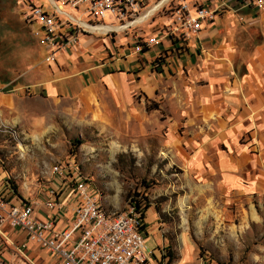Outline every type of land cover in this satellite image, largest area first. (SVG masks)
Listing matches in <instances>:
<instances>
[{
  "label": "rangeland",
  "instance_id": "374dc122",
  "mask_svg": "<svg viewBox=\"0 0 264 264\" xmlns=\"http://www.w3.org/2000/svg\"><path fill=\"white\" fill-rule=\"evenodd\" d=\"M34 1L45 6L44 0ZM24 9L18 0H0V94H12V86L24 82H38L30 94L16 92L14 110L0 108V176L17 194L34 198L47 185L48 167L73 160L99 200L112 202L109 210H124L127 194L148 206L146 234L141 235L158 261L157 252L164 250V264L167 255L169 264L178 262L180 245L181 252L186 248L180 234L186 232L192 244L188 264H264V192L248 177H219L181 162L179 146L186 154L192 151L180 140L185 117L181 107L188 101L183 95L193 84L187 64L207 58L211 51L202 47L201 53L191 52L178 44L173 48L164 40L135 54V45L165 22L164 9L119 32L78 35L76 45L65 53L71 57L63 58L55 71L44 61L39 26L22 22ZM63 12L78 16L67 7ZM81 20L95 23L92 18ZM228 20L224 16L215 25ZM101 23L115 25L108 15ZM232 24V32L241 29L233 37L231 61L240 73L256 35L245 38L243 24ZM224 40L223 34L212 39L213 47ZM121 78L130 86L124 105L116 101L108 80L120 86ZM44 81L53 82V95H48L54 91L52 83L46 82L45 90ZM81 91L86 104L78 102ZM169 141L176 143L170 146ZM3 248L0 252H10Z\"/></svg>",
  "mask_w": 264,
  "mask_h": 264
},
{
  "label": "built area",
  "instance_id": "2783aa9c",
  "mask_svg": "<svg viewBox=\"0 0 264 264\" xmlns=\"http://www.w3.org/2000/svg\"><path fill=\"white\" fill-rule=\"evenodd\" d=\"M18 2L25 8L22 22L39 26L48 64L57 54L73 49L78 35L89 34L87 27L125 30L155 6L139 24L164 9L165 22L135 45V54L164 40L176 44L197 41L202 25L219 13L228 12L239 24L240 10L264 11V0H205L207 5L197 0H44L45 6L34 0ZM145 6L148 8L143 10ZM64 7L78 16L63 12ZM106 15L114 26L101 23ZM82 17L95 23H86ZM112 32L107 29L103 34ZM47 175V185L34 198L17 194L8 180L0 178V240L12 252H25L29 245L49 253L61 264H146L155 254L144 245L138 213L128 202L120 212L103 207L90 180L73 160L53 163ZM37 213L43 217H37ZM68 213L70 218H66ZM17 236H21L20 241ZM163 252H157L162 264Z\"/></svg>",
  "mask_w": 264,
  "mask_h": 264
},
{
  "label": "crops",
  "instance_id": "0c3cea01",
  "mask_svg": "<svg viewBox=\"0 0 264 264\" xmlns=\"http://www.w3.org/2000/svg\"><path fill=\"white\" fill-rule=\"evenodd\" d=\"M197 1L207 5L205 0ZM221 15V13L217 14L213 21L202 25L197 41L192 40L190 44L188 41L184 44L177 43L179 48L185 47L191 52L201 53L202 47L211 51L207 58L192 63L189 61L187 64L189 65L188 80L193 81V84L187 85L188 92L183 95V98L188 101H185L181 107L185 117L183 118L184 133L180 136V140L185 139V142L192 147V151L191 154H186L185 149L179 146L182 152L181 162L183 166L192 170L209 171L219 177H248L252 180L253 187L264 192V11L250 8L237 13L242 18V31H245L247 36L245 38H248V33L256 35V40L249 47L247 59L240 73L232 69L231 61L233 37L236 31L241 29L235 28L232 32L231 26H234L232 16ZM224 16L229 19L228 23L224 26H216L215 23ZM221 34L227 41H221L218 46L213 47L212 39ZM168 43L170 47L178 48L176 43ZM65 53L67 52L61 53L64 54L63 57H58L60 53L57 54L55 61L47 65L54 67L56 71L57 66L63 65V58L67 60L71 57ZM108 80L111 82L112 90L110 91L116 101L126 104L130 86L122 78L120 86L113 83L111 79ZM46 82L51 81L43 82L45 90ZM9 83L6 82L5 85ZM51 83L54 91L51 94L46 92L48 95L56 92L53 82ZM33 89H38V82L36 84L24 82L12 86V94H0V108L14 110L18 106L16 92L26 90L30 94L29 92ZM93 91L96 99V91ZM84 92H79L77 96L78 102L86 104ZM123 94H126V97H123ZM133 111L137 112L134 109ZM33 121L35 124L38 119L33 118ZM174 143L176 142L169 141L168 145L171 146ZM207 150H214V153L211 155ZM0 178L5 180L3 176ZM100 203L106 209L112 205L111 201L104 203L100 200ZM146 212L142 222L144 235L146 234L145 214L148 213ZM37 217L43 216L37 213ZM66 218H70L69 213ZM17 239L20 241L21 236H17ZM179 239L185 242L186 248L181 252L182 244L180 245V259L175 264H188L192 257L190 238L186 232H182ZM162 240L160 235L159 243L162 244ZM2 247L10 252H0V264H61L49 253L37 251L29 245H26L25 252H12L9 245L0 240V248ZM159 261L154 254L146 264H159ZM193 264L203 263L194 262Z\"/></svg>",
  "mask_w": 264,
  "mask_h": 264
},
{
  "label": "trees",
  "instance_id": "16d2710c",
  "mask_svg": "<svg viewBox=\"0 0 264 264\" xmlns=\"http://www.w3.org/2000/svg\"><path fill=\"white\" fill-rule=\"evenodd\" d=\"M236 2H238V1H236ZM174 43L175 42H173V44ZM134 196L137 197V195H134ZM126 197L129 198V200H128L129 205L134 209V211L136 213H138L140 224L142 226V222H143V219H144V213L148 209V206L144 205L142 201L136 200L134 198H130V196L128 194H127ZM167 259H168V264H169V262L171 261L170 255H167Z\"/></svg>",
  "mask_w": 264,
  "mask_h": 264
},
{
  "label": "bare ground",
  "instance_id": "6f19581e",
  "mask_svg": "<svg viewBox=\"0 0 264 264\" xmlns=\"http://www.w3.org/2000/svg\"><path fill=\"white\" fill-rule=\"evenodd\" d=\"M157 6H155L153 9H150L149 11H147V13L141 18H139L136 23L141 22L146 16L150 15L152 11H154L156 9ZM87 29L90 31V33L92 34H103L107 29H111L113 30V32H119L122 31L123 29H118V28H110V27H87Z\"/></svg>",
  "mask_w": 264,
  "mask_h": 264
}]
</instances>
